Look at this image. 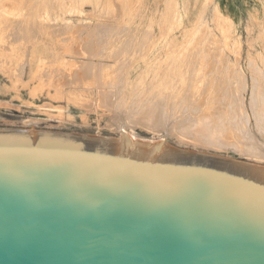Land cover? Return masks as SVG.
I'll list each match as a JSON object with an SVG mask.
<instances>
[{
  "label": "rangeland",
  "instance_id": "1",
  "mask_svg": "<svg viewBox=\"0 0 264 264\" xmlns=\"http://www.w3.org/2000/svg\"><path fill=\"white\" fill-rule=\"evenodd\" d=\"M263 93L264 0H0V128L126 131L264 167V123L252 106ZM199 118L207 126L196 127ZM195 128L215 130L219 143L189 137Z\"/></svg>",
  "mask_w": 264,
  "mask_h": 264
},
{
  "label": "water",
  "instance_id": "2",
  "mask_svg": "<svg viewBox=\"0 0 264 264\" xmlns=\"http://www.w3.org/2000/svg\"><path fill=\"white\" fill-rule=\"evenodd\" d=\"M0 264H264V167L0 130Z\"/></svg>",
  "mask_w": 264,
  "mask_h": 264
},
{
  "label": "bare ground",
  "instance_id": "3",
  "mask_svg": "<svg viewBox=\"0 0 264 264\" xmlns=\"http://www.w3.org/2000/svg\"><path fill=\"white\" fill-rule=\"evenodd\" d=\"M59 7V6H58ZM58 7H56V8H58ZM63 9V8H62ZM33 15V14H32ZM41 15V14H40ZM3 16V15H2ZM37 16V15H36ZM39 16V15H38ZM42 16V15H41ZM32 17V16H31ZM2 18H4V17H2ZM7 19V18H6ZM13 19V18H12ZM35 19V18H34ZM40 19V18H39ZM9 20H10V18H9ZM14 20H16V19H14ZM31 20H33V18L31 19ZM13 21V20H12ZM30 23H31V21H30ZM39 23V22H38ZM38 23H36V24H38ZM41 23H43V22H41ZM45 23V22H44ZM43 23V24H44ZM33 24H34V22H33ZM35 24V25H36ZM40 25V24H39ZM45 25H47V24H45ZM54 26V25H53ZM37 27H38V25H37ZM41 28H43V27H41ZM77 28H79V27H77ZM46 29V28H45ZM47 29H50V28H47ZM46 29V30H47ZM69 30V29H68ZM41 31H44L43 29L41 30ZM47 31H49V32H51L50 30H47ZM55 33V32H54ZM46 34V33H45ZM56 34H58V33H56ZM48 35V34H47ZM29 36V35H28ZM36 36H38V35H36ZM50 36V35H49ZM1 41H3V40H1ZM31 42V41H30ZM35 42V41H34ZM57 42H58V40H57ZM34 45V44H33ZM30 46V45H29ZM27 48V47H26ZM68 49H69V46L67 47ZM86 49V48H85ZM71 50V49H70ZM111 50V49H110ZM33 52V51H32ZM84 52H86V51H84ZM101 52V51H100ZM103 52V51H102ZM73 53V52H72ZM76 52H74V54H75ZM71 54V53H70ZM79 54V53H78ZM78 54H75V55H78ZM123 54H125V53H123ZM4 55V54H3ZM80 55V54H79ZM127 56V55H126ZM74 57V56H73ZM124 57V56H123ZM28 58V57H27ZM117 58V57H116ZM165 65V64H164ZM166 66V65H165ZM164 66V67H165ZM169 67V66H168ZM39 68V67H38ZM173 69L174 68V66H170V69ZM176 68V67H175ZM46 69V68H45ZM51 70V69H50ZM80 71V70H79ZM78 71V72H79ZM164 71V70H163ZM167 71H169V70H167ZM175 71V70H174ZM45 72V71H44ZM43 72V73H44ZM51 72H52V70H51ZM43 73H42V75H43ZM48 73V72H47ZM168 75H171V74H169L168 72H166ZM45 75V74H44ZM163 75H165V74H163ZM173 75H175V74H173ZM37 77H38V75H37ZM76 77V76H75ZM164 77V76H163ZM171 78V77H170ZM42 79V78H41ZM74 79H76V78H74ZM169 79V78H168ZM81 80V79H80ZM83 80V79H82ZM162 80H164V79H162ZM161 80V81H162ZM167 79H165V81H166ZM79 81V80H78ZM172 81H174L173 79H172ZM44 82V81H43ZM164 82V81H163ZM161 83V82H160ZM168 83H170V82H168ZM172 83V82H171ZM192 83V82H191ZM71 84V83H70ZM181 84V83H180ZM46 85V84H45ZM167 86V85H166ZM170 86V85H169ZM169 86H167V87H169ZM174 86V85H173ZM182 87H183V85H181ZM191 86V85H190ZM137 87V86H136ZM146 88V87H145ZM184 89V88H183ZM187 89L189 90V87L187 86V85H185V90L187 91ZM137 90V89H136ZM183 91V90H181L180 92H182V93H185L186 91ZM159 91V90H158ZM161 91H163V90H161ZM179 91V90H178ZM121 92V91H120ZM147 93V92H146ZM146 93H144V94H146ZM164 93V95H165V92H163ZM103 94V93H102ZM131 94H133V93H131ZM172 94H174V93H172ZM188 94V93H187ZM264 94V93H263ZM147 95V94H146ZM169 96V95H168ZM172 96V95H171ZM176 96V95H175ZM263 97V99H261V106L258 108L257 107V104H256V106L254 105V103H252V106H253V114L256 116V119H258L259 121H258V123L259 122H263L264 123V95H262ZM170 97V96H169ZM183 97V96H182ZM52 98V97H51ZM54 98V97H53ZM172 98V100H174L175 98H173V97H171ZM171 98H170V100H171ZM180 99H181V97H179ZM162 99H163V97H162ZM180 99H178V100H180ZM252 99V98H251ZM159 100V99H158ZM164 100H165V98H164ZM175 100H177V99H175ZM182 100V99H181ZM259 100V99H258ZM161 101V100H160ZM252 102H254L253 101V99L251 100ZM250 101V102H251ZM157 103H160V102H158V101H156ZM156 102H154V104H157ZM165 102V101H164ZM170 101H168L167 103H168V106H169V103ZM172 102V101H171ZM174 102V101H173ZM177 104L176 105H178L179 104V102H176ZM133 104V103H132ZM136 104V103H135ZM149 104V103H148ZM172 104H175V103H172ZM260 104V103H259ZM164 105V104H163ZM167 105V104H166ZM171 105V104H170ZM45 106H47L46 104H45ZM153 106V105H152ZM138 107H140V106H138ZM149 107H151V105L149 106ZM176 107H178V106H176ZM171 108V107H170ZM172 109V108H171ZM136 110H137V108H136ZM163 110V109H162ZM174 110V109H173ZM192 110V109H191ZM171 111V110H170ZM147 112V111H146ZM163 112V111H162ZM161 113V112H160ZM207 113V112H206ZM214 113V112H213ZM141 114V113H140ZM145 114V113H144ZM143 114V115H144ZM155 114V113H154ZM215 114V113H214ZM156 115V114H155ZM158 115H160L159 113H158ZM162 115V114H161ZM204 116H205V112H204V114H203ZM136 116H138V115H136ZM146 116V115H145ZM182 116V115H181ZM204 116H201V117H204ZM161 117H163V116H161ZM160 117V118H161ZM142 118H144V116H142ZM156 118H157V116H156ZM183 118H186V117H183ZM182 118V119H183ZM210 118H212V117H210ZM214 118V117H213ZM133 119V118H132ZM155 119V118H154ZM203 119V118H202ZM209 119V116L208 117H205V119H203V120H208ZM138 120V119H137ZM177 120V119H176ZM199 120H201L200 118L198 119V124H199ZM131 121V120H130ZM157 121H158V119H157ZM180 121H181V119H180ZM185 121V120H184ZM209 121V120H208ZM210 121H211V123L213 122L212 121V119H210ZM220 121V120H219ZM133 122V121H132ZM153 122V121H152ZM178 122V121H177ZM181 122H183V120L181 121ZM181 122L179 123V124H181ZM186 123H187V125L189 126L190 124H191V122H187V120L185 121ZM184 122V124H186ZM207 122V121H206ZM205 122V123H206ZM151 123V122H150ZM189 123V124H188ZM202 123H204L203 121H201V124ZM207 123H209V122H207ZM211 123H209V124H211ZM215 123H218V122H215ZM219 123H221V122H219ZM218 123V125H220ZM181 125L180 127H183L184 126V129L186 130V126L187 125ZM194 124V123H193ZM195 124H196V127H200L201 128V126L203 127V126H207V124L205 125H200V126H197V123L195 122ZM213 125H214V123H212ZM261 124V123H260ZM152 125V124H151ZM156 125V124H155ZM259 125V124H258ZM264 125V124H263ZM263 125H261L262 127H260L261 128V130H262V132L264 131V127H263ZM168 126V125H167ZM191 126V125H190ZM150 127V126H149ZM172 127H174V124H173V126ZM175 128V127H174ZM173 128V129H174ZM199 128V130H198V128L196 129L195 128V130L196 131H192V132H189V137H190V134L192 135L191 137H193L196 141H198L199 143H202V144H213V145H215V143H216V139H214V138H210L211 136L213 137V134L210 136L209 134H208V132H214L215 133V135H217V133H216V131L215 130H217L216 128H218V126L216 127H214L215 128V130H206L207 132H205L204 130L203 131H201V129ZM205 128V127H204ZM206 128H208V127H206ZM172 129V128H171ZM212 129V128H211ZM0 130H15V131H25V130H22V129H7V128H0ZM198 130V131H197ZM27 131H29V130H27ZM181 131V130H180ZM33 132V131H32ZM37 132H39V131H37ZM40 132H42V131H40ZM182 132V131H181ZM224 132V131H223ZM43 133H50V132H43ZM207 133V134H206ZM54 134H66V135H74V134H68V133H54ZM225 134V133H224ZM124 136H126V137H130L131 139H133V140H135V141H138L137 139H136V136L133 134V133H131V132H126V131H123L122 132V134H121V136L120 137H124ZM219 140V139H218ZM217 140V141H218ZM220 141V140H219ZM219 141H218V143H219ZM218 143H216V144H218ZM157 144H162V143H157ZM245 149V148H244ZM252 157H254V156H252ZM257 157H259V156H257Z\"/></svg>",
  "mask_w": 264,
  "mask_h": 264
}]
</instances>
